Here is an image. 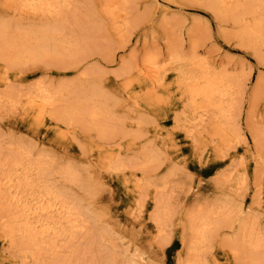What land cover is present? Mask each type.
<instances>
[{
	"label": "rangeland",
	"instance_id": "374dc122",
	"mask_svg": "<svg viewBox=\"0 0 264 264\" xmlns=\"http://www.w3.org/2000/svg\"><path fill=\"white\" fill-rule=\"evenodd\" d=\"M71 1L72 10L65 12L63 28L70 45L79 52L71 54L70 45L65 44L57 57L14 66L0 61V147L3 145L5 151L2 154L0 148V159L11 157L7 153L13 144H23L22 150L30 152L32 160L46 157V177L53 176V181L47 177L51 180L47 184L59 182L61 188L57 190L55 184L53 190L59 193L63 186L60 193L67 195V203L93 217L87 231L72 239L68 252L63 247L69 238L60 242V260L50 254L42 260L104 264L102 259L111 255L115 264H179L180 255L186 259L189 251L190 218L197 210L205 215L209 208L229 206L234 210L233 219L212 231L208 261L252 264L247 250L237 243L243 238L240 213L236 212L243 208L240 218L250 219L246 234L253 227L263 244L258 262L264 264V166L255 161L256 155L264 161V49L247 47L238 35L239 28L233 26V18L214 12L203 1ZM108 1L115 5L113 12L107 8ZM18 3L0 0V27H7L8 36L14 40L20 31L47 22L43 17L22 14ZM194 54L197 57L193 61L203 60L211 69L231 74L233 81H239L236 85L241 84L238 88L242 94L227 116L231 117L230 125L245 135L248 146L243 138L233 140L225 150L226 158L220 150L226 137L212 128L213 123L196 140L183 127L207 106V98L195 102L178 85L182 71L187 75L198 72L183 65L193 62L189 60ZM148 58L167 78L161 89L138 77L137 70L148 65ZM95 83L112 100L113 134L102 135L100 125L69 114V105L78 102L80 86ZM38 89L60 99L58 111H65L60 114L64 118L45 123L25 111L24 101ZM14 145L16 150L20 148ZM64 165L80 173L83 188L74 182L64 184V178L60 182L62 174L60 180L54 176L60 168V173L66 171ZM64 189H71V194ZM69 195L77 199L71 201ZM77 250L83 253L74 258L71 252ZM21 254L19 243L12 245L0 239V264H25ZM64 256L67 261L74 260L69 263Z\"/></svg>",
	"mask_w": 264,
	"mask_h": 264
},
{
	"label": "bare ground",
	"instance_id": "6f19581e",
	"mask_svg": "<svg viewBox=\"0 0 264 264\" xmlns=\"http://www.w3.org/2000/svg\"><path fill=\"white\" fill-rule=\"evenodd\" d=\"M200 1H203L204 3L207 2V6H209V8H211L214 12L217 11L224 17L233 18V26L237 25L240 33L238 35L239 37H242V41H244L247 47H251L257 51H261L262 49H264V0H198V2ZM18 2L20 3L19 8L22 14H28L35 17H43L46 18L47 22H45L42 26L32 27L30 29L20 31L17 40L11 39L13 38V36L11 38L8 36L7 27H0V61L7 62L8 64H12L14 66L15 63L22 64L24 62L35 61L47 57H57L60 54L61 50L63 48L65 49V44H71V42L69 41V37L64 34L63 28V16L65 12L70 9L72 2L71 0H18ZM107 8L112 10L113 12L115 5L113 4V2L108 1ZM116 22L118 24V19H116ZM121 27L122 26H120L119 28L121 29ZM68 47V50L71 54L79 52L78 48L75 46L70 45ZM195 54L192 57L193 59L189 61H193L196 59L197 56L195 57ZM206 63L207 62H203V60H197L191 63L189 62V64L187 65L183 64L189 69H198V72H195V74L189 73V75H187L182 71L179 74L180 77L178 75V85H181V87H183L185 93L190 98L193 97L194 101L195 99L199 100L207 98V106H203L204 110H201L200 113H198L199 116L188 120V122H186L188 124L184 125L183 127H185L184 129H187L186 133L188 134V136L192 140H196L204 133L205 129L208 128L209 123H213L212 128L219 133L224 134L221 136L226 137V140L222 141V145L220 146V150L223 152V157L226 158L227 156L225 154V150L229 147L233 140L243 141L244 139L245 145L248 146L245 135L236 131L235 128L230 125L231 117L227 116L228 111L234 107L235 101H237L236 99L238 98L237 96L241 92V90L239 89L241 84L239 86L236 85L235 82L238 80L235 79L236 81H233L234 79L232 80L229 76L231 74L228 73V75L227 72L219 73L220 71L217 72V69L215 70V68L211 69V66L206 65ZM145 64L148 65L137 70L139 75L138 77L144 81H148L154 87H158L159 89H161L162 85H165V81H167L166 76L164 74L162 75V73L160 72L163 69L156 66L154 60L151 58H148ZM183 65H181L182 68ZM235 78L237 77L235 76ZM2 85H7V83L3 82ZM78 90V102L72 106L69 105L70 108L68 107L69 114H71L70 116H72V118L75 117L78 119L89 118V120L94 124L98 126L100 125V132L102 135H108L109 133L113 134V132L116 130H111V127H114L112 126L113 121L110 125V120L112 118L111 109L113 107L111 98L105 96L101 90V87H99L96 83L90 86L81 85ZM154 90H156V88ZM72 91L74 90H70L68 92ZM34 93L32 92L31 96L27 94V96L29 97H27V99L24 101V105H26L24 109L26 112H29V114H32L33 116L38 118L39 121L45 123L48 121L51 122L59 119L58 117L60 116V114H64L65 111L63 113L58 111V103H60L59 98V100L56 99L54 95L47 90H41L37 94ZM62 99H64V97ZM62 102L63 101H61V103ZM11 103L13 102L11 101ZM192 103L194 104V102ZM227 132L230 133V135H228ZM225 137L222 138L225 139ZM236 141L234 143H236ZM7 144L11 145V143ZM13 145L12 148L15 149ZM19 145L16 146L18 148L20 147L21 150H19L20 148L18 150L15 149V153L13 152V149L5 148V150H10L11 153L8 152L7 154H11V157L8 156L0 159V239L3 242L10 243L12 245H17L19 243L22 253L21 260H23L25 264H50L51 262L46 263L45 260H42V257L48 254H50L53 258H55V256L58 257L59 254L57 253L61 251V247L59 244L65 238H69V240L66 239L67 244L65 247H63V249L64 251L68 249V252L69 248H71L72 245V239H75L78 234H83L85 233V231H87L88 224H90V221L93 220V217H88L87 214H85L84 211H80L79 206L75 205L74 203H67L69 202L65 200V197H67V195L64 197V195L60 193L63 192V186L61 191L57 193L53 190L56 183L50 182L53 184H47L53 176L51 177L47 175V177H51L49 180L46 177V171L47 169H49V167L46 166L47 164L49 165V162L45 161L47 160L46 157L45 160L44 158L32 160L31 153L22 150L24 149V147L22 146L23 144H21V146ZM2 146L0 147L1 149L3 148ZM4 152V149H2L1 153L3 154ZM255 161L256 163L262 162L264 166V161L259 155H256ZM65 167L68 168L69 165ZM52 168L53 167H51L50 169L52 170ZM66 168L63 170L67 171ZM117 169L118 168H115V171ZM59 170L60 171L56 172V169L55 172L58 174L55 173L54 176L56 177L57 175L58 177L59 174H62V177H60L62 181L58 177L60 182H63L64 178V184L66 185H70L73 182L74 184H80L81 177L80 175H78L79 172L77 173L76 168V173L74 172L75 174L73 173L71 168H68L69 173L66 171V173H60L61 168ZM52 173H54V170L49 175H53ZM56 181L58 182V180ZM66 182H69V184H67ZM58 184L59 182L56 184L57 190L60 187L57 186ZM82 185L84 184L82 183ZM82 185L79 186L81 187ZM65 190L67 192L68 189H64V191ZM70 190L67 192V194H71L72 191ZM79 193L83 194L82 192ZM75 197L72 198V196H70L69 199L72 201ZM80 200L82 199L80 198ZM162 207V204H160L159 209H162ZM242 209L243 208H240V210H237L236 212L237 214L240 213V216L244 213ZM233 211L234 210H231L229 206H223V208H220V210H217L215 207L209 208L206 210L207 213L205 215H203L204 212H202V210H197V213L190 218L192 219V238L187 248L189 250L187 253V258L184 259L185 257H183V255L181 254L179 264H211L206 257L208 253L207 245L210 242L209 238L212 235V231H214V229H219L220 224H224L225 222L227 224V222H229L228 220L233 219ZM139 212L141 213L140 210ZM160 212L164 217L167 215L165 214L166 212ZM237 214L236 216H238ZM240 216H238V224H240L239 230L241 231L240 234L242 233L243 239L241 241L238 240V242L237 240L235 241L247 250L250 258L249 260H251L252 264H259L257 255L259 254V251L261 250V246L263 244H261V241L254 233L253 227L251 228V232L249 233V235L246 234L249 227L248 220L250 219H243L240 218ZM159 218L161 217H158V219ZM77 249L80 248H78L77 246ZM64 251L62 250V252ZM82 253L83 251L79 252L78 250L74 253L71 252L72 256L74 255V258L78 255L80 256ZM98 254H95L96 257ZM89 256L84 255L83 257L88 258ZM99 256L100 255H98V257ZM65 257L66 256H64V260H66ZM104 258L102 259V263L115 264V260H113L114 257H112L111 255H108L105 260ZM71 260L72 259L66 261L70 263ZM116 262L118 263V261ZM52 263L55 264L54 261H52ZM77 263L81 264L80 261Z\"/></svg>",
	"mask_w": 264,
	"mask_h": 264
}]
</instances>
